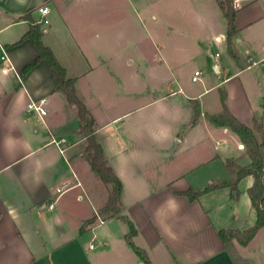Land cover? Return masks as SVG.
I'll return each mask as SVG.
<instances>
[{
	"label": "crops",
	"instance_id": "obj_1",
	"mask_svg": "<svg viewBox=\"0 0 264 264\" xmlns=\"http://www.w3.org/2000/svg\"><path fill=\"white\" fill-rule=\"evenodd\" d=\"M156 1L166 12L152 11L155 22L146 27L140 14ZM171 1L0 0V264H146L127 238L129 220L132 242L153 264H264L245 249L249 243L221 234L256 222L252 174L238 190L218 186L194 199L181 193L235 178L228 160L252 162L241 137L208 114L223 111L225 95L236 117L264 128V0H239L233 53L219 0H180L178 9ZM30 18L43 20V40L76 79L123 181L121 211L84 231L112 184L84 156L77 107L56 89L37 45L23 39ZM3 48L15 66L10 72L2 68ZM194 60L213 73L193 79L197 68L187 72L186 65ZM147 83L156 88L144 100ZM113 85L120 89L107 103ZM32 100L47 113L29 110Z\"/></svg>",
	"mask_w": 264,
	"mask_h": 264
},
{
	"label": "trees",
	"instance_id": "obj_2",
	"mask_svg": "<svg viewBox=\"0 0 264 264\" xmlns=\"http://www.w3.org/2000/svg\"><path fill=\"white\" fill-rule=\"evenodd\" d=\"M220 4L223 7L225 16L228 20L229 48L233 53L231 42L232 37L237 32L235 25V15L237 8L234 7V0H221ZM30 21V28L24 34L23 39L31 38L37 45L40 50L39 58H45L49 63L56 89L65 94L68 103L74 104L77 107L80 125L76 132L82 134L87 140L84 156L90 163L91 168L97 172L100 178L105 183L112 184L107 202L101 207L98 213L94 214L92 217L86 219L83 222L81 230L84 231L85 226L95 222L98 216L108 218L121 211L120 204L123 191V181L107 159L105 148L97 134L96 118L79 92L76 86V79L73 77H68L65 66L59 61L53 49L45 44L40 24L31 18ZM31 65L32 64H28L26 69L31 67ZM223 102V111L215 114H208V117L216 124L229 125L241 137L242 141L248 146L247 151L252 159V164L244 166L236 164L232 160H228L227 163L229 167L236 173L235 178L211 184L205 189L189 188L185 191H182L181 193H185L189 195L190 198L194 199L202 192L208 191L218 186L230 185L234 190H238V181L243 176L252 174L255 180L249 188V193L252 199V205L257 211L256 222L247 229L241 231L232 230L230 234L226 230H221V234L225 241H227L232 236H236L242 244H248L249 241L256 235L258 230L264 226V171L261 170L262 165L259 163L264 159V150L261 151V148L264 149V128L263 125L259 124L257 120H255V127H251L236 117L227 107L225 103V95H223ZM256 130L261 133L260 141L255 133ZM129 223L131 229L127 234L128 240L132 243L135 251L145 260L146 264H153L146 250L132 242L131 239L136 232V228L132 220H129Z\"/></svg>",
	"mask_w": 264,
	"mask_h": 264
},
{
	"label": "rangeland",
	"instance_id": "obj_3",
	"mask_svg": "<svg viewBox=\"0 0 264 264\" xmlns=\"http://www.w3.org/2000/svg\"><path fill=\"white\" fill-rule=\"evenodd\" d=\"M221 0H219L220 2ZM171 3H173L174 7L175 8H180L179 6V3L181 4L182 2L180 0H173L171 1ZM127 4H128V8H131V4L129 3V1H127ZM155 4V5H154ZM154 4H151L150 7H147L146 8V13L145 14H140V18H141V21L143 23L144 26L146 27H149L153 24V22H155V19L153 18V15H152V11L155 12V13H158V14H161L162 12H166V5H164V2L161 1V2H155ZM170 4V2H169ZM146 49L145 51L147 53H152L154 54V52L156 51V47L155 45L151 42V41H147L146 40ZM225 49L223 47L219 48V51H221L222 53H224ZM232 53V52H231ZM225 54V53H224ZM199 69L201 70L202 74L203 73H213V69H212V65L209 64L208 66H203L198 60H194V61H190L187 65H186V71L188 72L189 70H191L192 72L194 71V69ZM201 74V75H202ZM156 88V87H154ZM154 88H151V85L149 83H147L145 85V91H144V100H146L149 96H152L154 95L153 93V89ZM120 89L119 87H117L116 85H113V90H112V93L110 96L106 97L104 100L107 101V103H110V102H114V100L117 98V96L114 94V92L116 90ZM220 91V89H217ZM216 90V91H217ZM98 100V99H97ZM100 108V107H99ZM98 109V108H97ZM121 107L119 108L118 107V110H120ZM148 109H145V113L143 115V120H147L148 117H150V112L148 113L147 112ZM98 116V115H97ZM99 120H102L105 118V116H102L101 114H99ZM256 135L258 136V139L259 141L261 140V136L259 135V133H257L255 131ZM147 135V134H146ZM101 137L105 138V134H101ZM237 143V140H234L233 141V144L234 146L236 145ZM245 143V142H244ZM247 144L245 143V148L244 150L246 151V153L249 155L248 151H247ZM264 150L263 148H261V151ZM260 165H262V168L261 170L264 171V159L262 161L259 162ZM252 164V162H251ZM250 164V165H251ZM96 176L97 178L99 179L97 173H96ZM100 180V179H99ZM246 250H248L250 252L251 255H253L255 257V259L257 261L259 260H262L264 261V231L262 233H259L257 236H255L254 238H252L250 241H249V246L248 247H245Z\"/></svg>",
	"mask_w": 264,
	"mask_h": 264
},
{
	"label": "built area",
	"instance_id": "obj_4",
	"mask_svg": "<svg viewBox=\"0 0 264 264\" xmlns=\"http://www.w3.org/2000/svg\"><path fill=\"white\" fill-rule=\"evenodd\" d=\"M240 6V3H239V0H234V7L238 8ZM48 6L47 5H43V6H40L39 7V11L42 12V14H46L48 12ZM43 20L40 19L38 20V22H42ZM218 40L221 39V36H218L217 37ZM4 50V53L2 54L1 58L3 60V65H2V68H3V71L4 72H10L11 70H14L15 69V66L13 65L11 59L9 58L8 54L6 53L5 51V48H3ZM248 67H251V65H248ZM201 70L197 69L195 70L194 72V75H193V79H198L199 76L201 75ZM28 109L29 110H38L40 113L42 114H45L47 113V110L46 108L42 105V102H36L34 100H32L31 102H29L28 104ZM54 142L58 145L59 144V141H57L56 139L54 140ZM241 147H245V144L243 141H241V144H240ZM59 191H63L64 188H59L58 189ZM53 203H50V206H52ZM98 218L101 219V216H98Z\"/></svg>",
	"mask_w": 264,
	"mask_h": 264
}]
</instances>
